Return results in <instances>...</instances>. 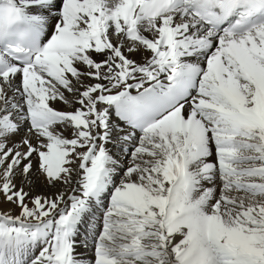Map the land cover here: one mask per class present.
<instances>
[{
	"label": "snow or ice",
	"instance_id": "obj_1",
	"mask_svg": "<svg viewBox=\"0 0 264 264\" xmlns=\"http://www.w3.org/2000/svg\"><path fill=\"white\" fill-rule=\"evenodd\" d=\"M0 264H264V0H0Z\"/></svg>",
	"mask_w": 264,
	"mask_h": 264
}]
</instances>
